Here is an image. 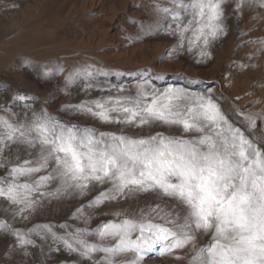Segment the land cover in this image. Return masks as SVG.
<instances>
[{
	"label": "snow or ice",
	"instance_id": "6c2138e0",
	"mask_svg": "<svg viewBox=\"0 0 264 264\" xmlns=\"http://www.w3.org/2000/svg\"><path fill=\"white\" fill-rule=\"evenodd\" d=\"M224 3L173 0V8L157 4L164 14L158 30L176 37L162 56L178 53L185 34L191 32L188 50L201 42L199 55L209 58L210 43L226 34ZM257 5L264 7V0H236L234 11L239 14ZM260 43L264 45V40ZM71 82L70 75L66 87ZM92 87L87 85L85 91ZM138 88L135 98L82 101L63 105L61 110L88 114L105 123L181 125L184 133L195 135L189 139L157 133L134 139L101 132L97 138L95 129L68 127L46 108L21 114L2 109L0 156L13 146H23L35 150V159L12 164L0 177V199L16 206L13 215L31 214L42 206L37 193L52 198L84 196L96 184H110L73 212L74 219L83 217L85 223L91 220L84 216L85 208L135 200L141 194L154 197L153 203L114 211L91 230L76 228L58 235L52 225L43 224L22 232L0 219V231L14 235L21 248L35 246L28 236L43 232L57 243L55 251L75 253L89 264H144L157 246L161 255L183 250L184 255L176 258L187 264H264V135L252 131L258 123L264 126V109L240 113L247 124L238 127L210 92L153 89L149 100L143 86ZM109 103L111 107L106 106ZM112 113L122 114L123 119ZM33 176L37 178L21 182ZM49 184L56 186L41 193ZM202 234L208 236L203 243ZM128 254L131 259L120 260Z\"/></svg>",
	"mask_w": 264,
	"mask_h": 264
},
{
	"label": "rangeland",
	"instance_id": "374dc122",
	"mask_svg": "<svg viewBox=\"0 0 264 264\" xmlns=\"http://www.w3.org/2000/svg\"><path fill=\"white\" fill-rule=\"evenodd\" d=\"M235 3L236 0H225L226 34L210 43V57L205 59L199 55L201 42L188 50L191 32L185 34L184 47L178 53L162 56L176 43V37L158 30L164 14L156 5L173 8V0H0V110L11 108L21 114L46 108L68 127L95 129L97 138L106 132L134 139L157 133L190 139L195 134L184 133L181 125L159 121L144 126L105 123L88 114L61 110L63 105L82 101L135 98L141 85L150 100L153 89L171 87L210 92L229 119L242 127L247 121L240 113L264 109V45L260 43L264 40V7H245L238 14ZM187 19H191L190 14ZM70 75L72 82L66 87ZM89 84L93 87L85 91ZM0 115L4 112L0 111ZM112 115L123 119L122 114ZM252 131L258 137L264 135V126L258 123ZM24 159L34 160L35 150L13 146L0 156V177L7 175L12 164ZM36 178L23 177L21 182ZM55 186L49 184L40 192ZM108 187V183L96 184L84 196L52 198L37 193L35 198L42 206L23 215H13L16 206L0 199V219L22 232L49 224L59 235L76 228L95 229L114 211L145 207L154 201V197L141 194L135 200L85 208L84 216H91L88 223L83 217L73 218L77 208ZM62 224L68 227L61 229ZM28 238L35 241V246L21 248L14 235L0 231V264H89L75 253L55 251L57 243L43 232ZM207 240V235L200 236L201 243ZM158 248L145 257L144 264H187V260L176 258L184 255L183 250L161 255ZM10 249L15 250L9 252ZM131 258L128 254L120 260Z\"/></svg>",
	"mask_w": 264,
	"mask_h": 264
}]
</instances>
